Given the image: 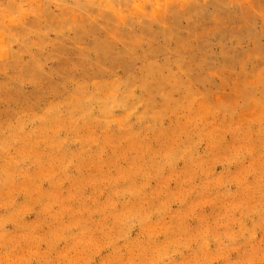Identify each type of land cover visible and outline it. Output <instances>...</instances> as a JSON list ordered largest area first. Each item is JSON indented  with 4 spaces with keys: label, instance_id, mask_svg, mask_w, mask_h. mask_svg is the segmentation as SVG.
<instances>
[{
    "label": "rangeland",
    "instance_id": "rangeland-1",
    "mask_svg": "<svg viewBox=\"0 0 264 264\" xmlns=\"http://www.w3.org/2000/svg\"><path fill=\"white\" fill-rule=\"evenodd\" d=\"M0 264H264V0H0Z\"/></svg>",
    "mask_w": 264,
    "mask_h": 264
}]
</instances>
